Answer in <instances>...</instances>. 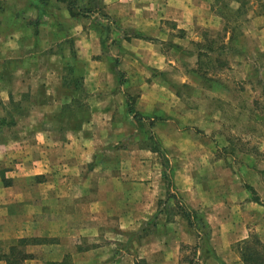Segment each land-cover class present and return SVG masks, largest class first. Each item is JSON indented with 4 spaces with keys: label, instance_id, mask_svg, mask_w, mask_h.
I'll use <instances>...</instances> for the list:
<instances>
[{
    "label": "crops",
    "instance_id": "obj_1",
    "mask_svg": "<svg viewBox=\"0 0 264 264\" xmlns=\"http://www.w3.org/2000/svg\"><path fill=\"white\" fill-rule=\"evenodd\" d=\"M29 1L28 7L36 9L38 19L46 15L47 2ZM184 2L101 0L104 12L121 22L122 27L118 29L123 33L127 27L149 33V36L136 33L131 38L122 35L124 57L117 65L118 58L122 56L113 58L115 52H104V41L99 35L88 39L95 32L89 33L83 25L86 18L72 14L67 0H55L57 11L47 9L50 15L47 24L51 28L53 42L75 35L71 33L69 23L78 24L74 56L75 64L79 67L83 65L84 72L73 71L79 75V80L84 78L86 96L82 97L80 91L74 92L76 87L81 90L80 84L75 87L71 79L68 80L70 68L61 67L63 54L28 51L18 40L19 34L23 37V29H17L15 24L8 26L14 35L8 38L12 46L9 44L0 51L1 97L5 104L15 99L20 106L30 102L33 107L25 118L28 121L26 126L19 123L23 121L21 115L13 118L15 125L12 126L19 127L16 137L8 141L13 144H0V255L24 238L40 237L58 243L28 244L24 250L34 254V257L24 264L59 263L68 255L73 256V264H190L183 258L184 246H196L198 235L179 215L170 220L166 212L159 215L154 231L139 242H133L130 251L120 248L121 243L127 242V234L139 231L157 213L159 201L168 196L162 158L147 146L145 136L153 130L140 132L138 141L123 143L128 133L122 128V118H131V124L141 129L144 124H141L143 121L137 123L128 112L127 97L121 94L124 87L120 84L129 80H124L121 72H135L137 57L150 67H166V53L154 43V37L161 39L158 25L164 24V21L193 28H208L215 24L213 0ZM16 3L10 5L19 9ZM41 55L56 58L55 67L50 66L48 72L46 69L42 78L38 76L42 70H39L41 65L36 59ZM128 57L134 58L135 62L127 60ZM114 59L117 66L113 64ZM35 62L37 71L32 64ZM161 62L164 64L160 65ZM65 73L68 75L64 76ZM51 82L53 90L50 89ZM9 85H14V91L18 90L20 94L12 97L14 91ZM40 87L46 92L44 100L33 97L30 101H23L17 98L23 93L34 94ZM89 100L91 109L81 112V103ZM165 101L164 97L157 104L150 103L142 110L149 114L157 107L168 113ZM66 110H71L73 114H67ZM177 111L170 113L182 119L183 111L193 112L197 117L204 111L209 114V110L189 109L181 105ZM168 130L170 139L179 135L178 131ZM156 135L169 152L175 190L190 207L203 214L211 228L213 253L203 256L197 249L200 255L195 263L245 264L238 244L249 239L251 234H256L264 243L261 189H258L260 194H257L259 199L256 200L247 191V186L252 185L241 188L227 182L235 177L233 174L222 180L209 178L207 174L211 173L205 171L204 163L209 146L199 144V138H194V145L186 146L181 139L179 143L172 139L166 144ZM210 148V152H214V147ZM172 155L178 157V164H174ZM260 167L264 168L263 165ZM229 173H232L231 170L227 171ZM256 177L261 182L264 179L259 172H256ZM172 203L169 200L167 206L171 207ZM73 240H78L76 245L71 243ZM82 241L91 245L80 246ZM118 247L121 254L116 251ZM0 264H8V261L0 256Z\"/></svg>",
    "mask_w": 264,
    "mask_h": 264
},
{
    "label": "rangeland",
    "instance_id": "obj_2",
    "mask_svg": "<svg viewBox=\"0 0 264 264\" xmlns=\"http://www.w3.org/2000/svg\"><path fill=\"white\" fill-rule=\"evenodd\" d=\"M14 2H17L19 9H14L12 4L10 5V3L14 5ZM29 2V0H0V51L6 49L9 44L12 46L11 40L8 38L14 33L8 29V26L15 24L17 29H23V37L18 35L21 46H26L28 51H56L58 54H63L61 67H69L71 71L69 75L65 73L64 76L67 74L68 80L71 79V81L73 79L79 80V75L73 71V69H77L84 72L83 65L79 67L75 64L74 51H76V43L78 42V35L76 34L78 24L73 21L69 23L72 29L71 33H75V35L57 43L53 42L50 34L51 28L47 24L50 21L47 9L51 12L57 11L54 6L55 0H41L42 3L47 2L45 5H48L45 8L46 15L39 17V19L36 9L28 7ZM99 2L102 6L101 0ZM242 2L244 6L239 10L240 2L236 0H213L216 22L213 23L212 27L193 28L194 26L191 25L179 27L178 24L170 20L158 25L161 39L154 37L156 38L154 43L156 46L159 44L161 51L166 53V67L163 69L145 65L142 58L133 54L138 60L137 64L134 65L135 72L132 74L123 73L122 78L129 80V82L120 84V87H124L121 94L124 97L126 94H130L135 106L143 114L146 113L142 108L150 103L157 104L160 99L165 97L164 104L168 108V113L155 107L151 113L144 116L141 123L144 124L143 129L131 124V118L130 120L122 118L121 121L124 122L122 128L128 133V137L123 143L136 141L137 138H140V132H149V130L158 134L166 144L173 140L179 143L181 139L184 141V145L190 146L196 143L194 138H199V144L205 147L209 146L207 148L208 155L205 156L204 162L206 163L205 171L208 170L211 173L210 175L206 173L209 178L212 176L215 180H222L233 174L235 177H232L231 181L227 180V182L241 188L247 184L252 185L258 192L257 194H260V191L263 193L259 196L264 201V179L261 182L256 177V172H259L264 178V168L261 169L262 167H260L262 165L264 167V2L262 0H242ZM182 3H185L184 0ZM80 4H83V1ZM15 16H17L16 19H14ZM85 18L83 25L89 33L90 31L95 32L93 36L89 35L88 39H94L95 35H99L101 38L103 36L105 43H103L102 48L104 52H115L116 55H113V58L122 56L121 59L118 58L119 63L117 65L121 64L124 57V48L121 45L122 35H129L131 38L136 33L143 36L149 34L128 29L129 27L124 28L123 33L121 29H118L119 26L122 27L119 20L112 16L103 17L98 12ZM145 27L148 28V26ZM210 39L214 40L213 50L208 52V46H204L200 51L201 56H199L200 46L197 44L207 45ZM47 56L41 55L36 58L39 61L38 65H41L39 70L42 72L38 73L41 78L46 74L44 73L46 69L48 72L50 66L55 67L56 58ZM127 60L135 62L134 58L131 59V57H128ZM139 61L142 64H139ZM32 64L37 71V62ZM113 64L116 65L115 59ZM162 64L164 62L160 63V65ZM83 80L82 77L79 80L81 90L78 88L74 90L76 93L80 91L81 97L86 96ZM52 82L50 83L51 90H53ZM9 86L14 91V85ZM1 93L2 89H0V119L7 118L10 124V122L15 123L13 120L15 116L21 115L23 121L19 123L26 126L28 121L25 118L30 114L33 104L27 102L20 106L16 104L15 99L9 100L5 104ZM18 93V90L14 91L12 97L17 96ZM33 97L36 100H44L46 92L40 87L35 90L34 94L23 93L17 98L30 101ZM178 98L183 100L180 101ZM179 105L189 109L209 110V114L204 111L201 116L197 117L193 112L183 111L182 119L170 113V111L178 112ZM49 106L53 107L52 105ZM91 107L90 100L86 103L82 102L80 105L81 112L85 109L90 110ZM66 113L73 114L71 110H66ZM12 125H8L11 128L8 126L0 128V144H13V142L8 141L16 137V130L19 127L16 128ZM168 129L172 132L178 131L179 135L172 137L173 140L170 139ZM210 147H214V152H212L214 155L210 152ZM166 153L173 168L168 150ZM172 156L174 164L176 162L178 164V157ZM228 170H231L232 173L227 174ZM202 174L205 172L202 171ZM258 189L261 190L258 191ZM247 191L252 194V197L254 196L250 190ZM171 201L173 205L168 206V208H172L175 204L173 199ZM60 240L59 238V243H61ZM6 241L10 240L6 239ZM50 242L58 243L56 240ZM77 242L78 240H73L71 243L76 245ZM88 245L91 243L87 241H82L80 244V246ZM116 251L121 254L119 247ZM35 253L41 254V252ZM199 255L195 246L192 248L184 246V259L196 262L195 259ZM66 257H69L68 260H71L73 264V256L68 255Z\"/></svg>",
    "mask_w": 264,
    "mask_h": 264
},
{
    "label": "trees",
    "instance_id": "obj_3",
    "mask_svg": "<svg viewBox=\"0 0 264 264\" xmlns=\"http://www.w3.org/2000/svg\"><path fill=\"white\" fill-rule=\"evenodd\" d=\"M70 6V12L72 14H79L84 17H89L92 14L98 12L101 16L109 18L110 16L103 12V8L100 5L99 0H67ZM83 1V4H80ZM240 2V8L242 9L244 6L242 0H236ZM264 2V0H262ZM43 4L42 2H40ZM238 10V11H239ZM43 14V13H42ZM41 16V14H40ZM103 40V36H102ZM104 41V40H103ZM213 39L208 41V44H197L200 46L198 55L201 56L200 51L204 46H208V52L213 50ZM105 43V42H104ZM123 75V73L121 72ZM71 83V82H70ZM72 83L75 87L79 84V80H72ZM77 89V87H76ZM127 104H128V112L133 116L137 123L144 120V115L139 113L136 109V106L132 100V96L130 94H126ZM15 124L14 122L8 123L7 118L0 119V128ZM150 125V124H149ZM147 146L154 152H157L162 158V164L164 165V180L168 184V196L164 200L159 201V209L157 213L139 230L136 232L128 233V240L126 243H121L120 248L124 251H130L133 242H139L142 237L150 234L157 226V221L159 215L163 212H166L170 216V220L174 217V215H179L184 221L188 223V225L197 233L199 242L195 246V249H200L201 254L203 256H209L213 253L212 246L210 244V236H211V228L209 224L205 221L204 216L201 212L196 209L190 207L184 198L177 192L174 188L173 183V168L170 165V160L168 159L166 148L160 142L158 136L150 131L146 136ZM248 190H250L255 199L258 200L259 197L255 192L252 186H247ZM174 200V206L172 208H168L169 200ZM47 238L33 237V238H24L18 242L17 245H12L7 252L1 254L7 261L8 264H24L27 259H31L34 257V254L28 253L24 250V247L28 244H44L47 243ZM238 250L241 254L242 260L245 264H264V243L260 240V238L256 234H251L250 238L240 242L238 244ZM69 257H65V259L59 263L52 262L51 264H72L71 260H68ZM190 264H199L195 263L194 260H188Z\"/></svg>",
    "mask_w": 264,
    "mask_h": 264
}]
</instances>
